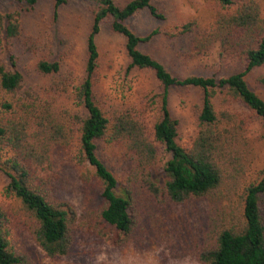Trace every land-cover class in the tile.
I'll return each mask as SVG.
<instances>
[{
	"label": "trees",
	"instance_id": "obj_1",
	"mask_svg": "<svg viewBox=\"0 0 264 264\" xmlns=\"http://www.w3.org/2000/svg\"><path fill=\"white\" fill-rule=\"evenodd\" d=\"M38 1L18 0L19 9L0 11V174L7 181L5 196L12 199L0 204V264H36L31 253L11 244L5 226L12 221L48 257L70 253L78 215L51 192L50 171L61 153L69 154L80 180L99 192L101 204L82 224L85 231L122 245L138 229H147L144 196L175 205L204 200L211 206L212 223L202 244L191 251L198 262L264 264V170L256 181L249 179L254 156L249 123L257 122L264 136V97L246 78L253 69L264 68V0H207L214 6L212 17L195 16L170 34L188 39L189 56L218 45L222 55L245 66L221 77H180L141 49L160 30L140 35L130 20L143 11L165 19L155 0H85L93 4L92 23L84 75L77 85L62 58L38 53L42 41L28 40L23 33L21 11H32ZM53 1L58 18L59 7L68 0ZM106 23L124 39L127 70L150 71L158 82L154 120L137 104H108L95 89L98 35ZM21 47L36 52V70L50 79L48 86L27 81L19 63ZM257 81L264 86V73ZM174 87L203 92L189 146L179 143L180 121L170 111ZM62 96L71 105L58 103ZM104 146L125 164L121 178L99 154Z\"/></svg>",
	"mask_w": 264,
	"mask_h": 264
},
{
	"label": "rangeland",
	"instance_id": "obj_2",
	"mask_svg": "<svg viewBox=\"0 0 264 264\" xmlns=\"http://www.w3.org/2000/svg\"><path fill=\"white\" fill-rule=\"evenodd\" d=\"M124 3L128 0H118ZM155 4L166 14L161 20L143 11L130 20V25L140 35L159 29L160 33L150 42L141 45L144 52L160 60L175 75L227 76L243 71L239 61L229 55H222L215 45L208 52L192 57L190 43L170 34L177 27L195 16L212 17L214 6L207 0H155ZM18 0H0V11L19 9ZM93 4L85 0H68L59 7L55 16L53 0H39L32 11L22 10L23 33L30 40L38 41L43 47L38 53L54 58H62L63 65L72 72V83L77 85L84 75L87 58V36L91 29ZM188 42V43H187ZM99 65L95 73V89L101 99L108 104H137L146 108L147 119L154 120L159 108V85L150 71H128L124 39L115 33L109 23L103 25L98 35ZM34 48V46H33ZM19 63L27 76V81L35 85L48 86L49 78L42 77L36 70V52H24L21 47ZM2 51L0 50V55ZM33 54V56H31ZM264 68L253 69L246 78L250 87L264 97V86L257 81ZM203 92L195 87H174L170 92L169 107L172 115L179 119L178 141L189 146L197 132L198 105ZM58 103L71 105L67 96L57 99ZM249 136L254 148L253 163L249 172L250 181H256L264 170V136L260 125L249 123ZM99 154L109 162L121 176L125 164L111 148L105 147ZM8 155V153H5ZM165 155V153L163 154ZM52 195L66 201L78 215L75 243L69 254L48 257L22 226L12 221L5 226L11 244L19 251L32 254L36 264H200L191 253L203 242L204 232L211 226L210 209L207 201H192L175 205L159 203L154 198L144 196L142 208L144 219L148 221L145 231H136L133 237L122 245H113L96 232H88L82 227L101 204L98 190L80 180L76 166L69 154L61 153L50 171ZM7 181L0 174V204L9 205L12 199L4 193ZM264 199V197H263ZM264 210V201L262 205ZM142 215V216H143Z\"/></svg>",
	"mask_w": 264,
	"mask_h": 264
}]
</instances>
